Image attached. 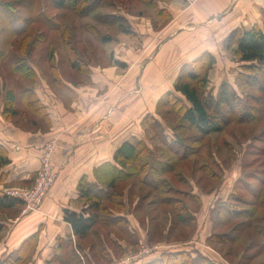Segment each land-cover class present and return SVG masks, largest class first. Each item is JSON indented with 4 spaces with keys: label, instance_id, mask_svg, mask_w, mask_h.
Here are the masks:
<instances>
[{
    "label": "trees",
    "instance_id": "1",
    "mask_svg": "<svg viewBox=\"0 0 264 264\" xmlns=\"http://www.w3.org/2000/svg\"><path fill=\"white\" fill-rule=\"evenodd\" d=\"M51 1L57 8L72 9L83 17L92 15L96 21L116 26L118 32L130 36L131 39L142 44L139 35L133 30L131 23L123 12L119 11L120 7L114 0ZM147 1L157 15L165 19L171 18L170 12L162 8L160 4L170 3L173 0ZM101 8L106 9V11L104 13L99 12ZM38 23H43V26L47 28L46 31L51 30V26L48 24L50 23L49 20L43 21L35 17H26L20 12L15 1L0 0V63L11 59V71L13 70V73H18L31 83L21 88L19 93L14 92L12 89L6 91L4 113L8 118L16 117L19 114L18 107L22 105L26 111L39 114L45 121L49 120L46 108L38 99L34 89L39 74L35 68L36 62L31 58L30 38L25 34L32 25ZM14 25L18 27L11 30ZM74 30H77L76 27ZM88 30L94 36V39L102 44H106L113 39L112 36L103 34L100 28L96 26L88 25ZM8 31H10V34ZM17 36L23 37L19 46L21 54L14 57L12 49L15 48ZM62 40L63 46L69 53L70 66L76 72L91 78L93 57L87 50L89 44H85L80 36L75 37V34L74 37H70L67 29L63 32ZM33 44H35V41ZM223 47H233V51L239 57L240 62L243 63V67L251 71L252 75L254 73H264V25L255 23L250 28H235L225 37ZM47 55L51 62H55L53 47H49ZM112 61L124 69L128 67V64L122 60L114 58ZM215 61V53L207 50L189 63L184 64L178 73L173 89L165 92L164 96L159 98L156 104V115L153 112L147 113L141 122L144 131H146L144 124L149 125L151 131L157 132V136L163 145L170 152L179 155L181 160L188 155L198 154L202 146L195 148L193 144L198 143L200 145L209 135L222 132L224 130L223 126L229 122H264V80L259 75L254 74L250 78L245 73L240 74L239 88L242 94L246 96V100H243L238 92L232 91L228 83H222L216 96L210 91L206 92L209 71ZM51 68L54 82L63 85V88L65 87L64 89H67L70 95L73 96V100H77L78 94L68 84L69 81L61 75L58 63L53 64ZM3 77L0 64V91L7 87ZM255 88H258L256 92H259V94L251 96L249 90L252 89L253 94ZM248 98H252V104L256 103L260 106H250L247 102ZM18 102H20L19 106ZM170 113L177 115V119L171 116ZM157 114L161 116L163 122L158 119ZM193 129L198 132L196 136L189 133ZM179 131L180 133H178ZM149 141L139 138L124 141L114 151L113 163L105 167L101 172L102 175L96 177V181H88L85 177L80 180L77 186L79 195L71 200L73 207L64 209V219L71 225L75 239H85L92 231L96 230V240L92 247L97 246L100 254L96 256L92 249L89 250L92 252L91 256L93 258L102 259L101 256H106L107 253L105 241L99 238L102 232L100 228L103 227L116 229L121 234V238L124 237V241L126 240L132 247L138 248L143 243L140 234L130 225L128 218L115 214L122 213L125 210V194L118 189L117 181H125L133 173L140 178V190H143L142 186L144 184L150 186L153 191L159 193L158 199L162 201L160 203L173 207L176 221H173L170 231L173 232L175 229L179 231L176 228L177 225L184 232L192 231L195 228L197 211L191 209L183 200L181 202L176 200L177 198L174 195H178L183 190L167 185L163 176L169 174L171 169L159 160L161 158L157 159L155 157V147L149 145ZM7 155V151L0 146V167L9 163L10 160ZM215 175L216 172L212 173L211 177L215 178ZM104 176H107L106 179L108 180ZM217 177L221 179L220 174H217ZM244 177L245 175L241 173L226 198L219 197L214 200L212 209L215 225L213 228L232 226L229 230L211 232L209 241L234 243L254 229L262 239L260 242L256 239L251 240L255 243L254 248L256 250L253 258H256L264 256V226H259L257 220V214L260 211L264 212V175L258 179L259 186H251L252 191L250 190V192L253 195L251 200L243 198L240 193L241 189L239 190L240 184L245 180ZM36 178L37 174L32 177L29 185ZM184 197L194 205L200 206L202 202L200 196L194 193L192 188L185 191ZM23 205L24 203L17 198L6 194L0 196V207L10 208ZM260 220L264 222V216ZM113 233L116 234V232ZM38 236L39 232L30 236L22 243L15 255H8L0 264H32L38 245ZM177 237H180V235ZM72 240L71 235L68 239L59 238L58 250L62 257L57 254L46 264H52L53 260L63 261L64 264H84L83 258L86 259L85 261H89L86 248L81 244L73 246ZM193 244L188 243L181 245L182 247L168 249L161 247L154 250L151 256L146 253L133 255L132 258L126 261V264H220L214 254L207 255L201 250L202 247L199 248L193 246ZM248 247H252V243ZM251 262L252 259L248 264Z\"/></svg>",
    "mask_w": 264,
    "mask_h": 264
},
{
    "label": "rangeland",
    "instance_id": "2",
    "mask_svg": "<svg viewBox=\"0 0 264 264\" xmlns=\"http://www.w3.org/2000/svg\"><path fill=\"white\" fill-rule=\"evenodd\" d=\"M9 1H15L16 6L20 9V12L26 17L30 16L43 21H50V23H48L51 26L50 31L45 30L47 28L43 26V23H38L32 25L25 34H27L30 38L29 44L32 50L31 58L36 62L35 68L37 73L40 74L41 77L45 78L44 80L47 81L48 85L60 97H65L68 102L74 101L70 92L67 89L65 90L63 85L55 83L52 79L53 70L51 66L55 63H58V67L63 78L80 88L88 89L87 87L90 86L92 88L94 83H98L99 80L96 79V81H94L92 77L90 78L82 73H78L70 66L69 53L66 51L65 46H63L62 40L63 32L67 29L70 37H74L75 34V37L78 38L80 36L85 44H89L87 45V50H89L88 52L93 57L91 69L98 71V73H104L106 76L104 80L110 84L111 88L108 89V91H101L102 89H98L99 91L96 90L97 95L105 96L108 92H110V99H112L113 102L117 101V108H122L121 106L124 104V101L128 99L130 100V98L132 101L135 100L136 91L141 88L140 83H146L145 78L140 76L138 77L137 73L135 75L133 74L137 68L135 58L136 56L143 57L139 60V62L145 60L146 58L145 62L151 60V58L155 57L153 54V48H150L147 45L141 46V44L137 46L135 40L131 41L130 36L127 38L124 34L118 32L116 26L96 21L93 19L92 15L83 17L78 15L77 11L72 9L57 8L53 5L51 0ZM114 1H116L118 7H120L119 11L125 14L127 12L134 18H145L146 20L152 19L153 22V17L155 18L157 15L156 12L148 5L147 0ZM254 4H256L257 8L252 14V21H258L260 25H264V0H254ZM105 11L106 9H99V12L101 13H104ZM88 25L100 28L103 34H108L112 36L113 39L106 44H102L98 40L94 39V36L88 30ZM74 26L77 30H74ZM17 27L18 26L14 25L11 30L16 29ZM8 33L10 34V31H8ZM22 38V36H17L15 48L12 49L14 51V57L21 54L19 46L22 43ZM34 41L35 44H33ZM49 47H53L55 62H51L50 59H48L47 53ZM213 52L215 53L216 61L209 71L206 92L210 91L216 96L222 83H228L229 88L232 91L238 92L240 97L243 100H246V96L242 94L239 88L240 74L245 73L247 77L250 78L254 76V74H257L262 80H264V73H254L252 75L251 71L243 67V63L240 62L239 57L234 53L233 47H213ZM114 58L126 62L128 67L124 69L113 63L112 60ZM10 60L11 59H7L6 61H2L0 63L1 72L4 75V82L7 86L6 89L0 91V100L3 107L4 102H6L4 97L6 91L12 89L17 93L18 90L20 92L21 88L24 86L31 84L27 79H24L18 73H13V70L11 71ZM131 64L134 65L133 68L130 67L132 66ZM39 77L40 76L38 75V78ZM175 81L176 78H154L152 79V82L143 86L142 89L144 90L142 92V96L144 102L148 106H153L154 103L155 110L152 112L155 113V115L157 113L155 112L156 104L159 98H162L165 92L173 89ZM168 87H170V89L167 90ZM257 89L258 88H255V92L253 94L252 89L249 90L251 92V96L259 94V92H256ZM124 92L127 93L126 99H122L121 93ZM247 102L250 106L258 105L256 103L252 104V98H248ZM19 104L20 102H18V106ZM18 108L19 114L16 117H6L9 121L17 123V125L20 124L19 126H22L21 124L29 127H32L35 124L38 125L39 121L33 118L40 117L39 114H35L34 112L28 110L26 111L22 105ZM115 108L114 112L117 110V108ZM121 111L122 109L118 112ZM132 113H135L134 110ZM4 115L6 116V113H4ZM170 115L177 119V115L173 113H170ZM157 117L161 122H163L161 116L157 114ZM144 126L146 129V131H144L145 140H150L148 144L155 147V157L157 159L161 158L159 160L171 169L169 174L163 176V178L166 179L167 185H172L173 188L178 187L183 190L178 195H174L177 198L176 200L180 202L183 200L191 209L197 211L195 228H193L192 231L190 230L184 232L183 230H180L177 225L176 228L179 231L176 229L173 232L170 231L173 221H176L173 207L160 203L162 201L158 199L159 193L153 191L150 186L144 184V186H142L143 190H140V178L133 173L129 179L122 182L121 180L117 181L118 189L125 194V210L122 213L119 212L115 214L128 218L130 225H132L140 234L143 243L138 248L132 247V245L128 244L126 240L124 241V237L121 238V234H119L116 229L108 227L100 228V231L102 232L99 238L105 241L107 253L106 256H101L102 259H99L91 256L92 252H95L96 256L100 254L97 246L92 247L96 240V230L92 231L85 239H75L74 236L72 245L75 246L76 244H81L84 248H86L89 261H85L86 259L83 258V263L126 264V261L132 258L133 255L135 256L146 253L148 256H151L154 250L161 247H165V249L177 248L182 247L181 245L183 244L194 243L193 246H197L199 248L202 247L214 254L218 258V262L220 264H248L250 259H252L250 264H264V256L253 258V254L256 249L254 248V241L251 240L256 239L259 242L262 240L259 235L256 234V230L254 229L251 233H246V235L234 243L209 241L211 232H222L224 230H229L232 226L227 225L223 228L219 226L217 228H213L215 225V218L213 216L214 214L212 209L214 200L219 197L226 198L231 192L234 182L241 173L245 175V180H243V183H241L239 187L243 198L251 200L253 198V195L250 192L252 188L251 186H259L258 179L264 175V122H229L223 126L224 130L222 132L209 135L200 145H198V143L193 144L195 148L202 146L201 151L196 155H188L182 160L179 155H175L170 152L169 149L163 145L162 141L157 136V132L151 131V129H149V125L144 124ZM167 133L171 134L170 132ZM178 133H180V131ZM189 133L195 136L198 134V132L194 129L190 130ZM214 172H216V177L212 178L211 176ZM217 174H220L221 179L217 177ZM35 182L36 180H34L31 185L16 187L29 188L30 186H33ZM55 182L53 186L55 185ZM191 188L194 193L202 199L200 206L196 204L194 205V203L189 202L188 199L184 197L185 191H188ZM44 201L45 199L42 204ZM42 204L39 206L38 210L41 209ZM263 216V211H260L259 214H257L259 226H264V222L260 220ZM112 231L116 232V234ZM178 235H180V237H177ZM250 243H252V247H248L250 246ZM91 249L93 250L92 252L89 251ZM58 256L62 257V254L59 252ZM52 264L64 263L63 261L57 262L53 260Z\"/></svg>",
    "mask_w": 264,
    "mask_h": 264
},
{
    "label": "crops",
    "instance_id": "3",
    "mask_svg": "<svg viewBox=\"0 0 264 264\" xmlns=\"http://www.w3.org/2000/svg\"><path fill=\"white\" fill-rule=\"evenodd\" d=\"M160 6L170 12V19L156 15L152 22L123 13L139 35L141 46L153 48L155 55L147 62V58L140 62L143 57L135 58L137 68L133 74L145 78L146 83H140L134 101L130 98L122 108H117L110 92L98 96L96 90L108 91L111 87L104 80L105 74L95 70L91 77L99 80L92 88H80L68 82L78 94V99L72 102L60 97L39 74L34 89L49 120L34 117L39 123L32 127L9 121L0 100V146L10 160L0 167V196L8 188L29 185L38 172L43 149L51 141L55 142L53 167L58 174L40 210L26 211L24 205L0 207V262L10 254L15 255L22 243L36 232H39L38 245L32 264H46L57 255L58 239L74 237L71 225L64 219V209L73 207L71 200L79 195L80 180L85 177L96 181L105 167L113 163L114 151L127 139H145L141 122L146 111L152 113L155 106L145 104L143 86L154 78H177L182 65L204 51L213 52V47H222L232 30L258 23L252 21L257 8L254 0H199L191 5L173 0ZM121 95L126 99L127 93ZM201 250L212 255L207 249Z\"/></svg>",
    "mask_w": 264,
    "mask_h": 264
},
{
    "label": "built area",
    "instance_id": "4",
    "mask_svg": "<svg viewBox=\"0 0 264 264\" xmlns=\"http://www.w3.org/2000/svg\"><path fill=\"white\" fill-rule=\"evenodd\" d=\"M187 4H194L199 0H183ZM55 150V142L51 141L46 144L38 169L36 182L29 188L11 187L4 191V194L17 198L25 205L26 211H36L47 198L49 192L57 177L53 167V152Z\"/></svg>",
    "mask_w": 264,
    "mask_h": 264
}]
</instances>
